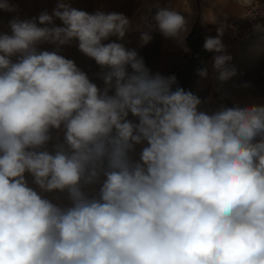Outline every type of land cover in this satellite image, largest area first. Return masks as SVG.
<instances>
[{
  "label": "clouds",
  "instance_id": "clouds-1",
  "mask_svg": "<svg viewBox=\"0 0 264 264\" xmlns=\"http://www.w3.org/2000/svg\"><path fill=\"white\" fill-rule=\"evenodd\" d=\"M0 10L16 8L0 0ZM152 21L141 46L154 28L189 51L180 11L157 6ZM8 26L0 33V264H264V105L201 110L175 75L152 73L135 49L105 43L133 30L122 13L58 0L51 14ZM225 30L203 45L221 83L237 75ZM73 42L104 70L103 88L59 54ZM197 74L208 78V68ZM54 192L65 202L44 195Z\"/></svg>",
  "mask_w": 264,
  "mask_h": 264
},
{
  "label": "rangeland",
  "instance_id": "rangeland-1",
  "mask_svg": "<svg viewBox=\"0 0 264 264\" xmlns=\"http://www.w3.org/2000/svg\"><path fill=\"white\" fill-rule=\"evenodd\" d=\"M167 7L180 11L187 21L193 22V16L197 10L194 5L195 0H164ZM242 3V0H237ZM58 0H9L16 11L7 12L0 10V33H9V21L19 17L21 20L38 17L42 12L47 11L49 14L56 7ZM72 7L79 10L94 13L97 10L105 13L117 12L122 13L129 18L131 24L135 18V7L138 0H67ZM56 26H62V22L56 19ZM141 33L129 31L123 40L116 37H110L105 43L116 41L125 44L129 49H135L140 57L144 59L146 66L152 73L159 72L162 75H173L181 65L186 51L175 40L165 38L158 30L151 32L152 39L146 45L141 46ZM264 38V36H260ZM259 38V37H257ZM254 38V39H257ZM228 45L225 46L227 54L231 55V64L237 69V75L227 82H219L213 76L212 67L209 68L208 78H201L194 83L193 93L198 95L203 101L201 110L214 111L221 105L232 107L234 104L240 106L264 105V67L253 66V61L259 60L253 55L252 50H248V42H241L226 38ZM186 46V43H185ZM41 50H55L53 45L42 44ZM61 55L75 61L77 66L86 72L90 80L103 88V80L100 73L104 71L94 60L85 56L78 50L76 42L65 45L60 49ZM56 133L53 132L55 137ZM51 144L49 148H51ZM141 146H137L136 156ZM32 181V180H31ZM31 181L29 184H31ZM49 199L54 202H65L64 193L54 192L45 193Z\"/></svg>",
  "mask_w": 264,
  "mask_h": 264
},
{
  "label": "crops",
  "instance_id": "crops-1",
  "mask_svg": "<svg viewBox=\"0 0 264 264\" xmlns=\"http://www.w3.org/2000/svg\"><path fill=\"white\" fill-rule=\"evenodd\" d=\"M197 7L193 22L190 23L189 33L185 43L189 51L173 74L176 76L178 84L176 86L184 88L186 91L194 90V83L201 79L197 74L198 70L204 67L209 68L212 65L213 52L206 51L203 48L206 37H216L217 28L221 22L240 16L243 10V4L237 0H195ZM248 43V50H252L253 55L259 62L253 61V66L264 67V38L259 37ZM222 43L224 46L229 43L223 35ZM175 87V86H174Z\"/></svg>",
  "mask_w": 264,
  "mask_h": 264
},
{
  "label": "built area",
  "instance_id": "built-area-1",
  "mask_svg": "<svg viewBox=\"0 0 264 264\" xmlns=\"http://www.w3.org/2000/svg\"><path fill=\"white\" fill-rule=\"evenodd\" d=\"M157 6L167 7L164 0H138L135 7V18L132 22V32L141 33L149 30L150 25H154L152 17L157 11ZM221 24L226 26L224 36L228 39L248 42L254 38L264 36V0H250V4L243 5L240 16L228 19ZM139 26L140 31L135 28ZM154 31L151 30V32ZM26 179L30 182L31 176L26 175Z\"/></svg>",
  "mask_w": 264,
  "mask_h": 264
}]
</instances>
